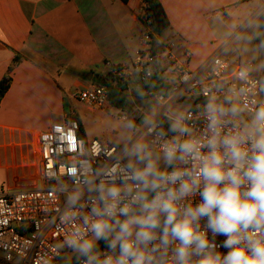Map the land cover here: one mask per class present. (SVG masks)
<instances>
[{
  "label": "clouds",
  "instance_id": "9594fccd",
  "mask_svg": "<svg viewBox=\"0 0 264 264\" xmlns=\"http://www.w3.org/2000/svg\"><path fill=\"white\" fill-rule=\"evenodd\" d=\"M260 16L234 35L230 76L221 60L203 80L183 76L198 103L137 87L144 107L118 113L107 141H67L47 176L60 238L35 264H264Z\"/></svg>",
  "mask_w": 264,
  "mask_h": 264
},
{
  "label": "crops",
  "instance_id": "0c3cea01",
  "mask_svg": "<svg viewBox=\"0 0 264 264\" xmlns=\"http://www.w3.org/2000/svg\"><path fill=\"white\" fill-rule=\"evenodd\" d=\"M158 1L170 27L164 30L166 41L163 31L156 33L157 39L175 43L176 56L192 70L216 51L231 62V70L238 67L243 57L234 35L247 18L264 12L260 0ZM145 8L144 0H0V81L16 54L22 56L0 101L1 189L16 191L37 183L39 135L52 125L75 120L84 139H96L87 137L82 118L68 112L66 103L77 105L78 92L107 77L113 66L126 69L121 81L129 94ZM160 80L141 87L149 94L168 91L169 81ZM129 96L136 114L144 105ZM125 108L113 106L119 112Z\"/></svg>",
  "mask_w": 264,
  "mask_h": 264
},
{
  "label": "built area",
  "instance_id": "2783aa9c",
  "mask_svg": "<svg viewBox=\"0 0 264 264\" xmlns=\"http://www.w3.org/2000/svg\"><path fill=\"white\" fill-rule=\"evenodd\" d=\"M260 2L264 9V0ZM138 40L141 47L136 53L133 66L139 72L142 83H150L158 71L161 73L160 79L171 84L169 89L183 95L184 100L181 102H199L192 97L191 90L183 83L185 74L203 80L211 76L217 68L215 62L221 60L227 64L221 74L231 75L232 64L222 51L214 52L197 69H190L186 62L176 56L175 43L157 39L149 18H146ZM190 57V52H187L186 59L189 60ZM112 74L111 79L121 81L126 69L113 66ZM77 96L81 103L89 107L106 111L113 109L106 84H94L79 91ZM73 138L89 142L92 140L84 139L80 135V123L75 120L49 127L39 135L41 173L37 183L30 188L16 191L0 188V264H35L38 254H43L58 242L59 225L56 229L50 227L54 220L51 216L55 205L48 200L47 189L50 182L47 176L67 158V141Z\"/></svg>",
  "mask_w": 264,
  "mask_h": 264
},
{
  "label": "trees",
  "instance_id": "16d2710c",
  "mask_svg": "<svg viewBox=\"0 0 264 264\" xmlns=\"http://www.w3.org/2000/svg\"><path fill=\"white\" fill-rule=\"evenodd\" d=\"M144 1L146 3V8L144 10V13L140 16V21L142 22V24H146V18H149L156 33H161L165 29L169 28L170 22L160 2L158 0H144ZM21 59L22 56L19 53H17L13 60L12 65L8 69L7 74L0 81V101L10 89V86L12 84V72L15 66L21 61ZM160 74L161 73L157 71L152 81L148 84L151 85L154 84V86H156V83L158 84V82H161L159 77ZM111 75L113 74L110 73L109 75H107V77H100L98 81L108 86L110 98L113 106L116 108H124L128 104V99L125 94L127 87L124 88L126 83L124 81L123 82L120 80L114 81L113 79H110L109 76ZM80 135H82L81 124H80Z\"/></svg>",
  "mask_w": 264,
  "mask_h": 264
},
{
  "label": "rangeland",
  "instance_id": "374dc122",
  "mask_svg": "<svg viewBox=\"0 0 264 264\" xmlns=\"http://www.w3.org/2000/svg\"><path fill=\"white\" fill-rule=\"evenodd\" d=\"M168 37V31H163L162 40L166 41ZM128 79L129 94L135 97L136 94L134 89L141 87L142 85L141 76L138 71L131 70V75H129ZM94 83L99 84L101 82L94 80ZM129 94L126 93L128 96V104L126 105L125 111L133 114V110L131 109L133 103ZM66 110L68 112L74 111L82 118L88 138H100L103 141H107L112 135H114V131L111 129L110 125L115 122L117 114L120 113L118 109H113L111 112H105L98 108H91L88 105L77 101V105L75 106L67 102Z\"/></svg>",
  "mask_w": 264,
  "mask_h": 264
}]
</instances>
